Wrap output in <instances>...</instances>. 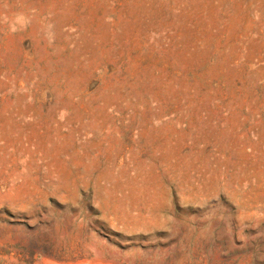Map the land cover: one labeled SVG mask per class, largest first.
I'll return each instance as SVG.
<instances>
[{
  "label": "rangeland",
  "instance_id": "rangeland-1",
  "mask_svg": "<svg viewBox=\"0 0 264 264\" xmlns=\"http://www.w3.org/2000/svg\"><path fill=\"white\" fill-rule=\"evenodd\" d=\"M79 260L264 264V0H0V264Z\"/></svg>",
  "mask_w": 264,
  "mask_h": 264
},
{
  "label": "bare ground",
  "instance_id": "bare-ground-1",
  "mask_svg": "<svg viewBox=\"0 0 264 264\" xmlns=\"http://www.w3.org/2000/svg\"><path fill=\"white\" fill-rule=\"evenodd\" d=\"M41 245V244H40ZM56 246V245H55ZM89 246V245H88ZM57 247V246H56ZM55 248V247H54ZM92 250H93V248L92 247H90ZM94 249H95V247H94ZM94 251H97V250H94ZM98 252V251H97ZM76 253V252H75ZM94 253V252H93ZM96 253V252H95ZM98 253H100L101 254V252H98ZM97 253V254H98ZM73 255H75V254H73ZM95 255V254H94ZM80 256V255H79ZM74 257V256H73ZM94 257H96V256H94ZM69 258H70V256H69ZM85 258H87V257H85ZM96 258H99V257H96ZM113 258V257H112ZM44 259V258H43ZM76 259V258H75ZM79 259V258H78ZM102 259V258H101ZM100 259V260H101ZM57 260V259H56ZM64 260H66V258L64 259ZM82 260V259H81ZM81 260H79L78 262H80ZM84 260V259H83ZM94 260V259H93ZM92 260V262L91 263H88V262H85V261H83V262H80V263H77L76 261V264H103L101 261H98V262H95V261H93ZM96 260V259H95ZM104 260V259H103ZM63 261V260H62ZM67 261V260H66ZM70 261H71V259H70ZM106 261V260H105ZM108 261H110V260H108ZM43 262V261H42ZM64 263V262H63ZM114 263V262H113ZM116 263V262H115ZM125 263V262H124ZM46 264H58V263H54V262H51V263H49L48 261L46 262ZM74 264V263H73ZM104 264H107V263H104ZM108 264H110V263H108ZM112 264V263H111ZM116 264H118V262L116 263Z\"/></svg>",
  "mask_w": 264,
  "mask_h": 264
}]
</instances>
